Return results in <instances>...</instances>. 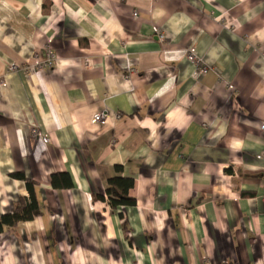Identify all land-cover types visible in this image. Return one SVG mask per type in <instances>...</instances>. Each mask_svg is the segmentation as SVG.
<instances>
[{"label": "crops", "instance_id": "crops-1", "mask_svg": "<svg viewBox=\"0 0 264 264\" xmlns=\"http://www.w3.org/2000/svg\"><path fill=\"white\" fill-rule=\"evenodd\" d=\"M263 126L264 0H0V264H264Z\"/></svg>", "mask_w": 264, "mask_h": 264}, {"label": "trees", "instance_id": "trees-1", "mask_svg": "<svg viewBox=\"0 0 264 264\" xmlns=\"http://www.w3.org/2000/svg\"><path fill=\"white\" fill-rule=\"evenodd\" d=\"M46 7L47 4L44 3V8ZM114 170L119 173L122 167L115 166ZM10 177L24 182L29 197L28 199L20 198L11 212L0 215V233L4 227H15L18 223L32 220L40 214L34 193V182L26 178L22 172L12 173ZM107 184L106 197L111 209L116 210L119 207L135 206V199L129 196V190L133 186V180L131 178L114 176L108 179ZM51 185L54 188L71 187L72 182L67 174H56L51 177ZM95 199L105 200L102 196H95Z\"/></svg>", "mask_w": 264, "mask_h": 264}, {"label": "built area", "instance_id": "built-area-1", "mask_svg": "<svg viewBox=\"0 0 264 264\" xmlns=\"http://www.w3.org/2000/svg\"><path fill=\"white\" fill-rule=\"evenodd\" d=\"M134 16H137V13H134ZM159 39L163 40V36L160 35ZM47 54H48V59L43 65H44V67H51L52 63H53L54 56L52 55V53L50 51H48ZM187 60L194 67V72H193L194 78L198 79L201 76L208 73L209 68L203 63L201 58H199L196 54H193V53L188 54ZM107 116H108V114L106 112H100L99 114H96L95 116H93L91 122H92V124H104L106 122ZM262 129H264V126L262 127ZM32 132H33L34 136L36 138H38L39 140H41L43 143H49L50 142L49 138L46 135L39 132L38 128L33 129ZM257 158L261 159L262 156H258Z\"/></svg>", "mask_w": 264, "mask_h": 264}]
</instances>
